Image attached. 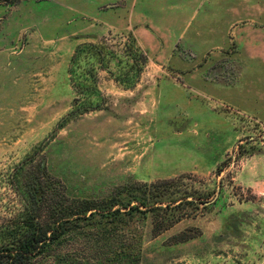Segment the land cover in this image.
Segmentation results:
<instances>
[{"label": "rangeland", "instance_id": "obj_1", "mask_svg": "<svg viewBox=\"0 0 264 264\" xmlns=\"http://www.w3.org/2000/svg\"><path fill=\"white\" fill-rule=\"evenodd\" d=\"M90 1L0 0V225L35 175L69 203L169 181L193 201L170 230L96 217L33 263L264 264V0ZM85 43L102 60L73 66ZM73 68L104 110L64 122L101 99Z\"/></svg>", "mask_w": 264, "mask_h": 264}, {"label": "trees", "instance_id": "obj_2", "mask_svg": "<svg viewBox=\"0 0 264 264\" xmlns=\"http://www.w3.org/2000/svg\"><path fill=\"white\" fill-rule=\"evenodd\" d=\"M105 47L85 43L79 45L72 57L73 66L80 63L82 57H93L99 62ZM75 70L71 69L72 80L74 81L77 93L88 92L91 96H97L98 101L75 100L71 113L63 120L69 121L72 118L80 117L86 113L104 110L105 99L102 97L97 85H85L78 82L74 76ZM91 74V72L89 73ZM93 78L96 75L92 73ZM64 126V123L61 125ZM32 162L29 160L27 163ZM25 163V164H27ZM17 169V174L24 170V165ZM45 172L41 166L36 170ZM172 182L165 181L151 186L140 188L136 192L140 196L131 197L132 191L114 196L104 203L92 200H82L69 203L66 191L60 186L44 184L36 175L32 181L17 182L15 189L20 197L23 208L15 214V217L0 225V264H34L33 260L44 254L49 247L68 233L69 229L76 227L80 221H86L92 226L93 219H99L98 224L107 226L113 224L127 225L134 223L136 218L153 214L158 221V226L153 221L152 233L159 236L170 230L176 223L181 221L177 211L183 206L193 204L187 201L186 195L178 199H169L167 189ZM143 187V186H142ZM136 203V204H135ZM164 224V228L160 226ZM178 238V237H176ZM180 242V241H179Z\"/></svg>", "mask_w": 264, "mask_h": 264}, {"label": "crops", "instance_id": "obj_3", "mask_svg": "<svg viewBox=\"0 0 264 264\" xmlns=\"http://www.w3.org/2000/svg\"><path fill=\"white\" fill-rule=\"evenodd\" d=\"M99 3L101 4L102 2L94 3V2H92V0L90 1V5H91V6L98 5ZM83 7H84V6H83ZM96 8H98V7H96ZM77 14L82 15V13H80V12H78ZM82 16H83V15H82ZM212 85H214V84H212ZM209 86H211V85H207L205 88H207V87H209ZM214 86H215L216 88L221 87V89H223V88H222V85L220 86V84H219V85H214ZM201 91H203V93H204V91H206V90H202V89H201ZM201 91H200V92H201Z\"/></svg>", "mask_w": 264, "mask_h": 264}]
</instances>
